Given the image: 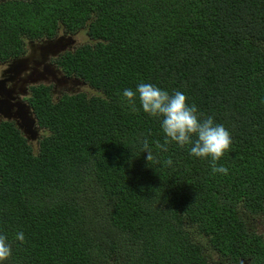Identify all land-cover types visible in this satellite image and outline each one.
I'll use <instances>...</instances> for the list:
<instances>
[{
  "label": "trees",
  "instance_id": "obj_1",
  "mask_svg": "<svg viewBox=\"0 0 264 264\" xmlns=\"http://www.w3.org/2000/svg\"><path fill=\"white\" fill-rule=\"evenodd\" d=\"M8 8L5 52L19 38L24 51L26 38L85 33L53 62L90 89L57 98L51 84L32 88L29 103L45 129L36 146L14 123L0 125V231L13 248L5 264H264L255 227L264 217V0H27ZM139 82L183 91L230 130L231 150L217 161L227 174L187 146L155 149L164 140L159 119L138 100L132 111L122 96Z\"/></svg>",
  "mask_w": 264,
  "mask_h": 264
},
{
  "label": "clouds",
  "instance_id": "obj_2",
  "mask_svg": "<svg viewBox=\"0 0 264 264\" xmlns=\"http://www.w3.org/2000/svg\"><path fill=\"white\" fill-rule=\"evenodd\" d=\"M76 33L68 34L77 39ZM122 96L132 111L140 110L137 108L138 100L143 112L159 119L164 140L163 143L155 142L157 151L167 152L168 145L175 142L181 148L187 146L189 154L193 157L209 158L213 173L229 172L228 167L222 163L218 164L217 161L231 150L233 137L230 130L222 123L216 122L214 116L201 113L194 102L189 103L186 93L180 90L170 93L154 83L139 82L135 88H124ZM140 144L141 152H147L146 160L151 163L156 157L147 137L141 138ZM163 163L172 166V158L168 157ZM14 239L23 242L24 232H16ZM12 253L9 237L0 231V264H5Z\"/></svg>",
  "mask_w": 264,
  "mask_h": 264
},
{
  "label": "flooded vegetation",
  "instance_id": "obj_3",
  "mask_svg": "<svg viewBox=\"0 0 264 264\" xmlns=\"http://www.w3.org/2000/svg\"><path fill=\"white\" fill-rule=\"evenodd\" d=\"M27 0H0V26L3 28L7 19V12L9 11L8 6L10 3H20ZM1 29V32L3 29ZM0 32V33H1ZM81 33V31L76 33V36ZM69 35L63 30H58V33L54 39H61L63 41L65 36ZM51 38H35L30 39L26 38L24 43V51L21 50V38L19 42L14 45V51L5 52V46L1 47L0 41V125L4 122L14 123L21 131V128L25 130L26 139L32 144V141H38L41 136L44 134V128L40 125L32 124L29 121L31 116L30 114V103L29 98L34 86H38L41 83L51 84L52 88L53 83H47V81H39V71H43L44 64L42 67L36 66V52L37 49H40L45 41ZM78 39V38H77ZM79 40L76 45L79 44ZM82 41L81 43H83ZM74 45L71 50L74 49ZM68 48L66 51H68ZM17 51V52H16ZM46 53V49H43ZM64 51V52H66ZM64 52L57 54H46V59H49L51 62L54 58L59 57ZM67 90H70L68 83ZM64 85V86H66ZM65 88V87H63ZM65 93V92H64ZM63 94V93H61ZM30 106V107H29ZM31 111L35 117V113ZM23 113V114H22ZM22 114V118H21ZM36 119V118H35ZM32 126V127H31ZM31 128V130L29 129ZM34 129L36 135H34ZM22 132V131H21ZM260 229V228H259ZM261 232V229H260Z\"/></svg>",
  "mask_w": 264,
  "mask_h": 264
},
{
  "label": "water",
  "instance_id": "obj_4",
  "mask_svg": "<svg viewBox=\"0 0 264 264\" xmlns=\"http://www.w3.org/2000/svg\"><path fill=\"white\" fill-rule=\"evenodd\" d=\"M67 38H64L63 41L61 39H54L51 38L47 41H45V44L41 46L40 49H37L36 52V66L43 67V71H39V81H47V83H53L54 85L61 86V85H68L70 83H84L82 80L80 81L78 78L75 77H67L63 74V72L59 69H57V66L55 63L51 62L49 59H46V54H57L66 51L68 48L71 50L72 46L76 44V37L69 34L65 36ZM43 49H46V53L43 51ZM56 56V55H55ZM30 107V106H29ZM23 114V113H22ZM21 114V118H22ZM30 114L31 116L28 117L29 121L32 124H36V119L31 111L30 107ZM32 127V126H31ZM31 130V128L29 127ZM22 133L25 135V130L21 128ZM34 135H36V131L34 129Z\"/></svg>",
  "mask_w": 264,
  "mask_h": 264
},
{
  "label": "rangeland",
  "instance_id": "obj_5",
  "mask_svg": "<svg viewBox=\"0 0 264 264\" xmlns=\"http://www.w3.org/2000/svg\"><path fill=\"white\" fill-rule=\"evenodd\" d=\"M77 38L78 39H76V44H77L78 40L80 41L79 44H83L84 42H86V39H87L85 33H83L82 31H81V33L78 34ZM82 41H84V42L81 43ZM76 44H75V47L78 46ZM63 87H65V88H63ZM69 87H70V90H67V85L66 86L54 85L53 88H52V92L55 95V97L58 98V97H60L62 95L61 93H64V92H78V91H84V90L88 91L90 89L88 84L82 83V82H80V83H70ZM44 132H45V129H44ZM37 144H38V141H32V145L33 146H36ZM255 224H256L255 227L257 226L259 231L261 229V232L264 235V217L260 216V217L255 218ZM213 256H215V258L217 257L216 254H214Z\"/></svg>",
  "mask_w": 264,
  "mask_h": 264
}]
</instances>
